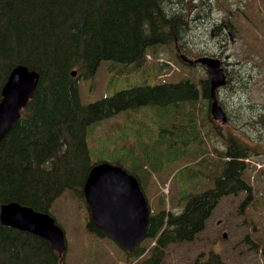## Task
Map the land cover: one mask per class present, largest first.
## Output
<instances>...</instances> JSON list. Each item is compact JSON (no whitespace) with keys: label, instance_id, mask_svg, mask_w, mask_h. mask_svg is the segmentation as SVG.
I'll return each instance as SVG.
<instances>
[{"label":"trees","instance_id":"16d2710c","mask_svg":"<svg viewBox=\"0 0 264 264\" xmlns=\"http://www.w3.org/2000/svg\"><path fill=\"white\" fill-rule=\"evenodd\" d=\"M169 3V0H0V100L2 88L15 67L22 65L39 74L33 98L0 142V207L15 202L51 215V205L65 191L84 202L83 185L96 164L88 148V129L119 113L142 107L161 108L159 118L172 123L167 142L161 140L163 131L158 129L160 146L165 151L175 149L182 138H190L194 131L195 143L201 147L204 142L200 137L208 138L215 131L209 112L208 79L196 83L180 75L177 83L137 86L78 107V78L92 77L103 61L129 63L138 69L148 51L157 54L156 48L168 46L178 30L194 20L195 17L186 20L176 14L168 16L165 8ZM222 27V23L215 30L209 27L210 37ZM73 68L80 71L77 77L71 75ZM48 80L56 84H51L47 92ZM206 103L208 112L204 118L202 109ZM200 106L204 133L196 124ZM226 117L228 123L229 114ZM227 140L223 156L227 160L216 174L212 189L189 194L178 215L164 209L152 210L146 239H155V246L150 257L140 264H161L165 247L194 240L223 196L244 191L250 197L252 187L243 179V173L251 150L234 134ZM135 146L137 151L129 150L131 160H136L139 154L148 156L156 144L150 151L139 144ZM203 149L205 155L207 149ZM125 171L136 177L143 191L140 179ZM259 175L263 179V173ZM86 231L106 237L93 226L90 217ZM143 251L138 246L128 256H141ZM0 264L65 263L64 254L59 256L46 240L0 224ZM194 264L226 263L218 254L210 253L206 261L196 259Z\"/></svg>","mask_w":264,"mask_h":264},{"label":"rangeland","instance_id":"374dc122","mask_svg":"<svg viewBox=\"0 0 264 264\" xmlns=\"http://www.w3.org/2000/svg\"><path fill=\"white\" fill-rule=\"evenodd\" d=\"M169 1L165 8L168 16L176 14L186 20L195 17L194 20L178 30L168 46L156 48L157 54L148 51L140 68L103 61L92 77L78 78V107L137 86L177 83L181 76L196 83L208 79L200 65L184 66L180 52L191 60L208 56L223 61L230 85L217 94L230 121H213L215 131L208 138L200 137L204 142L201 147L195 143L194 131L190 138H182L175 149L165 151L160 146L158 129L163 131L161 140L167 142L172 123L159 118L161 108L125 111L88 129L91 159L94 163H119L135 174L144 186L150 212L164 209L178 215L189 194L214 187L216 174L227 160L223 156L228 136L234 134L251 150L243 173V179L252 187L250 197L244 191L223 196L194 240L165 247L161 264H194L196 259L206 261L210 253L218 254L226 264H264V177L259 175H264V0ZM220 23L223 27L210 37L209 27L215 30ZM73 70L77 77L80 71ZM47 83L45 91L56 84L54 80ZM207 112L206 103L202 117L206 118ZM200 118L201 106L196 124L204 133ZM134 143L148 151L156 146L148 156L139 154L131 160L129 150H138ZM203 148L207 149L205 155ZM49 213L65 235V264H140L150 257L155 246V239H144L139 246L143 254L128 256L136 249L127 253L110 238L88 233L86 205L70 191L54 201Z\"/></svg>","mask_w":264,"mask_h":264},{"label":"water","instance_id":"95a60500","mask_svg":"<svg viewBox=\"0 0 264 264\" xmlns=\"http://www.w3.org/2000/svg\"><path fill=\"white\" fill-rule=\"evenodd\" d=\"M183 63L200 65L209 80V112L212 121L226 122L216 91L226 86L227 78L219 59L202 56ZM74 76L75 73L73 72ZM39 74L20 66L11 72L1 91L0 141L12 129L21 110L33 98ZM83 197L93 226L113 240L122 250L132 253L147 237L150 209L137 179L120 166L100 162L93 165L83 185ZM0 222L23 233L46 240L59 256L66 250L63 230L49 214L34 211L15 202L0 208Z\"/></svg>","mask_w":264,"mask_h":264},{"label":"bare ground","instance_id":"6f19581e","mask_svg":"<svg viewBox=\"0 0 264 264\" xmlns=\"http://www.w3.org/2000/svg\"><path fill=\"white\" fill-rule=\"evenodd\" d=\"M20 66H22V65H20ZM20 66H17V67H20ZM17 67H15L14 69H16ZM23 67H25V66H23ZM26 68H27V67H26ZM14 69H13V70H14ZM13 70H12L11 72H13ZM11 72H10V74H11ZM73 72H74L75 75H76V71H72V73H73ZM72 73H71V75H72ZM10 74H9V75H10ZM75 75H74V76L72 75V76L75 77ZM8 77H9V76H8ZM7 79H8V78H7ZM4 137H5V136H4ZM4 137H3V138H4ZM0 142H1V141H0ZM5 204H7V203H5ZM2 205H4V204H2ZM2 205H1V206H2ZM0 208H1V207H0ZM0 224H1L2 226H4L1 222H0Z\"/></svg>","mask_w":264,"mask_h":264},{"label":"flooded vegetation","instance_id":"af4514ba","mask_svg":"<svg viewBox=\"0 0 264 264\" xmlns=\"http://www.w3.org/2000/svg\"><path fill=\"white\" fill-rule=\"evenodd\" d=\"M178 50V49H177ZM178 52H179V50H178ZM180 53V52H179ZM222 64L224 65V63H223V61H222ZM225 71V73L227 74V71H226V69L224 70Z\"/></svg>","mask_w":264,"mask_h":264}]
</instances>
